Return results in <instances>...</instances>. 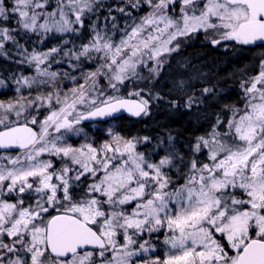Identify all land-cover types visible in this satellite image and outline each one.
Returning <instances> with one entry per match:
<instances>
[{"label":"snow or ice","instance_id":"snow-or-ice-1","mask_svg":"<svg viewBox=\"0 0 264 264\" xmlns=\"http://www.w3.org/2000/svg\"><path fill=\"white\" fill-rule=\"evenodd\" d=\"M127 5L150 11L139 23L117 29L118 41L90 25L91 39L78 50L63 40L29 52L20 40L30 34L38 44L53 33L78 35L98 0H0V56L13 59L6 49L11 43L22 57L14 62L35 69L34 76L0 79V88L14 85L16 92L0 99V148L19 149L15 156H0V264H264V57L256 74L241 80L239 106L222 105L225 118L216 114L187 156L171 133L145 153L138 146L151 144V137L126 138L109 127V139L98 143L82 127L85 121L119 119L122 112L149 116L157 100L198 114L209 99H218L219 90L203 87L197 94L191 76L171 81L168 95L175 93V99L151 92L145 98L144 89L122 95L121 89L126 82L159 77L183 41L201 32L212 45L264 42V0ZM57 56L81 71L83 83L60 88L62 78L77 77L50 70L60 62ZM84 61L95 62V70L84 72ZM41 86L51 90L32 96ZM81 135L85 143H68ZM46 154L51 158H42ZM161 230L168 254L145 259L141 253L155 249Z\"/></svg>","mask_w":264,"mask_h":264},{"label":"trees","instance_id":"trees-1","mask_svg":"<svg viewBox=\"0 0 264 264\" xmlns=\"http://www.w3.org/2000/svg\"><path fill=\"white\" fill-rule=\"evenodd\" d=\"M99 6L94 8L90 19L85 20V27L77 34H51L43 44H38L37 36L30 34V40L21 39L20 43L28 47L29 52L33 47L37 51H45L54 46L62 44L63 40L72 41L67 47L76 46L77 50L82 44L88 43L91 39L92 32L90 25H95L98 30H107L109 35H113L114 40L121 38L122 31L127 25H132L135 21L139 22V18L145 15L150 9L144 6L140 9H131L127 2L120 0H98ZM125 8V12L118 11L119 8ZM131 12V16L127 15ZM111 17H114L113 21ZM113 23L115 29H113ZM226 45V47H225ZM6 49H10V55L13 59H6L0 56V79L10 81L14 76L35 74L33 66L27 63H18L22 59L17 55L16 48L8 43ZM264 57V45L256 47H245L238 42L229 41L222 42L219 46L212 45L208 40H204L201 34L195 35L190 39H185L181 45V49L177 53H173L168 58L169 62L164 66L161 75L154 80H141L126 82L123 93L126 95L129 88L132 90L144 89L145 98L151 92L153 95L159 93L166 99L177 98L175 93L168 95L171 88V81L178 77H193V89L199 94V89L203 87L215 86L219 90L217 100L209 99L208 104L200 108L197 114L196 109H171L170 105L161 101H152L150 107V115L142 116L138 119H130L122 116L114 121V130L119 132L126 138L131 137H151L152 143L147 146H138L139 151L148 152V148H152L159 139H165L168 133H171L176 140L174 141L177 149L185 156L190 151V146L194 144L195 138L204 135L210 130V126L214 123L216 114H220L221 118H225V113L221 112V106L224 104H236L239 106L241 100L240 82L247 79L248 76L256 74V65L259 60ZM59 63L52 65V70L68 71L70 75L78 77L82 75L80 70H72L68 67V61L65 58L61 60L59 56L56 58ZM187 62L188 67L182 68L181 65ZM96 66L95 62L84 61L80 67L83 71H92L91 67ZM151 67V62L149 63ZM141 73L147 76V70L141 69ZM62 82H68L70 79L64 77ZM66 86V85H64ZM65 87H63L64 89ZM62 89V90H63ZM1 90V89H0ZM15 86L0 91V99L12 98L10 91H14ZM13 93V92H12ZM183 103V100H180ZM103 127L105 123H97ZM90 124H82L84 128H91ZM93 131H89L91 134ZM93 138L96 142H103L105 134L99 129L94 131ZM163 154V153H161ZM180 179L179 181H181Z\"/></svg>","mask_w":264,"mask_h":264},{"label":"rangeland","instance_id":"rangeland-1","mask_svg":"<svg viewBox=\"0 0 264 264\" xmlns=\"http://www.w3.org/2000/svg\"><path fill=\"white\" fill-rule=\"evenodd\" d=\"M120 1H125V2H127V0H120ZM150 11V10H149ZM42 22V21H41ZM139 23V22H138ZM199 34H201V36L203 37V39L204 40H208V39H206L205 38V34L204 33H198L197 35H199ZM208 36H210L211 38H217L216 37V35L214 34V33H211V32H209L208 34H207ZM209 41V40H208ZM97 66V65H96ZM96 66H92L91 67V69H92V71H94L95 70V68H96ZM50 70H52V69H50ZM52 71H55V69H53ZM86 72V71H85ZM35 74H33V75H30V76H34ZM80 77H81V75H79L78 77H77V80L75 81V82H73L72 80H70V81H68V82H62L61 80H60V84H59V86H60V88L61 89H63V87H65L63 90L64 91H66V90H68V89H70V88H72V87H74V86H76L77 84H80V83H83V80L82 79H80ZM106 84H107V81L103 78V77H101L100 78V85H101V87H106ZM64 85H66V86H64ZM1 90L0 91H3L4 89H2V88H0ZM49 90H51L50 88H48V87H46V86H41L39 89H35V90H32L31 91V95L32 96H35V95H37L38 94V92H40V91H49ZM122 90H124L123 88L121 89V94L122 95H124V93H123V91ZM129 91H134L133 89L131 90L130 88L128 89ZM29 91L30 90H28V89H22V91H21V94L22 95H25V96H28L29 95ZM13 92V93H12ZM10 91V94H12L13 96H12V98L14 97V96H16V92H15V90L14 91ZM109 94H111L110 92H109ZM8 99H11V98H8ZM8 99H5V100H8ZM46 113L43 111V110H41L40 111V113H39V115H38V118H40V119H42V117H43V115H45ZM32 115H37V113L36 112H32ZM114 121L113 120H110L108 123H105V125L103 126V127H100V126H98L97 124H90L91 126V128H84V131L87 133V135L89 136V137H91V138H93V133H95L94 131H96V130H101L102 132H103V134H105V140H107V139H109V137H108V135H107V132H106V130L109 128V127H111V128H113L114 129ZM89 131H93L91 134H88V132ZM94 139V138H93ZM86 141H85V139H84V137L81 135V136H70V138L68 139V143H71V144H73L74 146H79V144H81V143H85ZM195 143V142H194ZM153 147V146H152ZM152 148H148V150H151ZM143 152V151H142ZM147 153V152H146ZM17 154H19V152H8V153H0V156H15V155H17ZM42 158H44V159H50L51 157H49V156H47V154L44 156V157H42ZM54 163L56 164V167H59L60 166V164H59V162H58V160H54ZM173 175V178L174 179H177V177H176V175H175V173H173L172 174ZM178 182H180V183H182L183 182V180H181V181H178ZM167 233L165 232V230H161V232L160 233H158L157 235L159 236V242H156V241H154V243H156V247H155V249L153 250V251H150L149 253H141V255L145 258V259H154V258H156V257H159L160 259H163L167 254H168V247L166 246V245H164L163 244V240H164V238H165V235H166ZM216 236H217V239L219 240L221 237H220V234H216ZM222 243H224V246L227 248L228 247V245H227V242L226 241H221ZM231 254V253H230ZM135 259V258H134Z\"/></svg>","mask_w":264,"mask_h":264},{"label":"water","instance_id":"water-1","mask_svg":"<svg viewBox=\"0 0 264 264\" xmlns=\"http://www.w3.org/2000/svg\"><path fill=\"white\" fill-rule=\"evenodd\" d=\"M257 45H264V42H260V41H257L256 42V44H253V45H244L245 47L247 46V47H255V46H257ZM122 116H126V117H128V118H130V119H138V118H140V117H133V116H131L130 114H128V113H126V112H122V113H120L119 114V117H122ZM87 123H98V122H95V121H85V122H83V124H87ZM8 151H11V152H18L19 151V149H14V148H9V149H3V148H0V153L1 152H8Z\"/></svg>","mask_w":264,"mask_h":264},{"label":"flooded vegetation","instance_id":"flooded-vegetation-1","mask_svg":"<svg viewBox=\"0 0 264 264\" xmlns=\"http://www.w3.org/2000/svg\"><path fill=\"white\" fill-rule=\"evenodd\" d=\"M214 46H219V45H214ZM225 47H226V45H225Z\"/></svg>","mask_w":264,"mask_h":264}]
</instances>
